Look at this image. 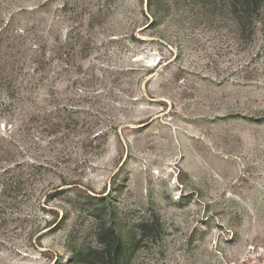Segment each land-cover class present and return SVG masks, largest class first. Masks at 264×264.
I'll use <instances>...</instances> for the list:
<instances>
[{"label": "rangeland", "instance_id": "rangeland-1", "mask_svg": "<svg viewBox=\"0 0 264 264\" xmlns=\"http://www.w3.org/2000/svg\"><path fill=\"white\" fill-rule=\"evenodd\" d=\"M118 242L264 264V1L0 0V264Z\"/></svg>", "mask_w": 264, "mask_h": 264}, {"label": "trees", "instance_id": "trees-1", "mask_svg": "<svg viewBox=\"0 0 264 264\" xmlns=\"http://www.w3.org/2000/svg\"><path fill=\"white\" fill-rule=\"evenodd\" d=\"M255 1V3H257V2H262V1H264V0H254ZM245 2L247 3V5H248V0H245ZM256 5V4H255ZM257 6V5H256ZM255 6V7H256ZM255 7H254V9H255ZM105 252H107V255L109 254V256H110V258H109V260H108V263L109 264H118L119 263V255H120V252H121V248H120V246H119V242H118V245L115 247V251H114V253H113V256H111V253H110V250H109V248L107 247V251H105ZM91 264H93L92 262H91Z\"/></svg>", "mask_w": 264, "mask_h": 264}]
</instances>
